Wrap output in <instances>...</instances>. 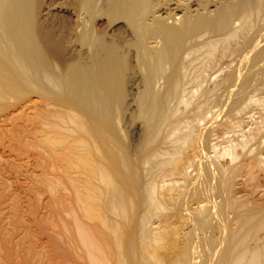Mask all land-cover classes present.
Returning a JSON list of instances; mask_svg holds the SVG:
<instances>
[{
  "label": "bare ground",
  "instance_id": "obj_1",
  "mask_svg": "<svg viewBox=\"0 0 264 264\" xmlns=\"http://www.w3.org/2000/svg\"><path fill=\"white\" fill-rule=\"evenodd\" d=\"M198 47L238 64L204 86ZM31 96L91 264H264V0H0V112ZM216 134L234 143L221 155Z\"/></svg>",
  "mask_w": 264,
  "mask_h": 264
},
{
  "label": "rangeland",
  "instance_id": "obj_2",
  "mask_svg": "<svg viewBox=\"0 0 264 264\" xmlns=\"http://www.w3.org/2000/svg\"><path fill=\"white\" fill-rule=\"evenodd\" d=\"M262 20L263 17L257 19L259 25ZM204 40L202 37L199 41ZM222 49L223 47L219 49V53H222ZM206 52V49L198 47L191 50L185 58V62L193 61L187 65V74L197 83L204 82V86L224 78L239 61L237 56H227L220 60L218 66L210 67L211 59L205 55ZM206 99L207 104L202 106L194 99L190 108L180 114L177 132H186L185 124L192 123L196 115L208 114L212 104L206 96L202 101ZM26 101L32 103L27 102L20 108L0 112V264H91L92 259L77 247V240L72 236L71 230L64 228L62 223L71 224L72 218L67 213L71 207L76 206L68 176L58 168L56 160L52 159L51 151L54 147L46 143L52 134L36 120V113L41 111L38 107L40 99L31 96ZM133 108L131 105L130 109ZM122 127L128 134L131 145L137 146L141 141L140 123H129L127 119ZM232 136L237 138L232 134L230 138ZM215 137L213 136L212 143L214 140L219 141V144H214H218L219 149L217 147L216 151L220 155L224 149L234 144L226 139L229 136L219 138L216 134ZM210 156L214 154L210 153ZM218 161L224 165L230 164L228 157L220 156ZM259 178V185L263 186L264 177ZM178 181L176 180L180 185L183 183ZM263 188L256 195L261 196ZM237 190L241 192L240 196L249 195L247 186L242 183L237 185ZM172 220L176 223L175 219ZM197 253L195 257L200 255V250Z\"/></svg>",
  "mask_w": 264,
  "mask_h": 264
}]
</instances>
